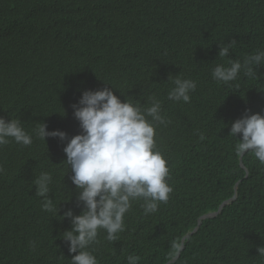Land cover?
<instances>
[{
    "label": "trees",
    "instance_id": "1",
    "mask_svg": "<svg viewBox=\"0 0 264 264\" xmlns=\"http://www.w3.org/2000/svg\"><path fill=\"white\" fill-rule=\"evenodd\" d=\"M230 40L232 59L264 50V0H0V116L21 120L29 134L44 123L71 137L80 133L71 105L81 92L112 87L122 102L148 106L154 96L170 121L155 136L169 200L148 215L133 201L116 241L101 229L89 249L98 264H127L129 255L138 264H264L256 250L264 165L238 154L239 134H229L245 109L264 110V64L231 86L213 80L229 59L217 56L218 44ZM177 75L196 81L189 103L167 98ZM63 147L34 134L29 146L0 147V264H71L61 216L81 208ZM42 172L52 175L57 215L35 194Z\"/></svg>",
    "mask_w": 264,
    "mask_h": 264
},
{
    "label": "clouds",
    "instance_id": "2",
    "mask_svg": "<svg viewBox=\"0 0 264 264\" xmlns=\"http://www.w3.org/2000/svg\"><path fill=\"white\" fill-rule=\"evenodd\" d=\"M235 40L218 44L217 56L229 58L227 65L217 64L211 71L213 80L231 86L241 72L247 77L256 76V68L264 64V50L247 55L243 60L230 58ZM170 79V77H168ZM167 98L173 102L189 103L190 93L196 90V81L175 76ZM150 104L139 101L123 102L112 91V87L98 90L85 89L77 103L72 104L73 118L78 122L80 133L69 137L59 129L47 131L46 124L39 123L34 129L36 138L45 143L50 137L64 143L63 152L69 177L76 190V207L63 211L62 218L68 219L70 228L62 233L67 242L71 264H98L92 245L98 244L99 231L104 230L106 239L116 241L117 234L124 231V216L133 201H143L144 214L154 213L159 203H167L173 191L168 184L169 168L156 147V127L170 123L162 115L161 101L149 97ZM64 115V112H63ZM33 134L22 127L19 119L0 116V147L10 141L21 146L33 143ZM229 134L237 139L238 154L250 152L264 165V110L259 113H244L231 122ZM203 140L204 136L201 135ZM66 142V143H65ZM4 169L0 167V172ZM64 174V176H65ZM52 175L42 172L34 180L35 194L43 198L42 209L59 212L58 205L49 198ZM69 199L66 201L68 202ZM34 251L36 242H29ZM264 258V245L257 247ZM140 257L129 255L127 264H138Z\"/></svg>",
    "mask_w": 264,
    "mask_h": 264
},
{
    "label": "water",
    "instance_id": "3",
    "mask_svg": "<svg viewBox=\"0 0 264 264\" xmlns=\"http://www.w3.org/2000/svg\"><path fill=\"white\" fill-rule=\"evenodd\" d=\"M234 198V197H233ZM232 198V199H233ZM226 203H228V202H226ZM222 207V206H221ZM221 207H220V209H221ZM220 209H219V211H220ZM216 213H211V214H207V215H204L203 217H202V219H204V218H206V217H213L214 215H215ZM196 230V229H195ZM194 230V231H195Z\"/></svg>",
    "mask_w": 264,
    "mask_h": 264
}]
</instances>
